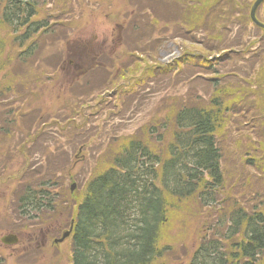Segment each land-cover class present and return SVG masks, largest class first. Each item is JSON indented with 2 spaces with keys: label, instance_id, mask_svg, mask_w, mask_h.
<instances>
[{
  "label": "rangeland",
  "instance_id": "rangeland-1",
  "mask_svg": "<svg viewBox=\"0 0 264 264\" xmlns=\"http://www.w3.org/2000/svg\"><path fill=\"white\" fill-rule=\"evenodd\" d=\"M242 2L247 3L251 11L256 0L218 3L220 9L231 15L222 18L221 13L216 12L213 21L219 24L217 29L221 30L222 24L232 25L237 14L233 11L238 6L241 12ZM187 3L203 6L206 2ZM182 4L179 0H45L40 18L50 27L36 37L37 52L27 63L13 61L18 49L11 44L7 28L0 26L1 54L4 60L12 62L3 68L4 72L0 69V93H7L5 100H0V125L6 115L10 128L21 131L17 132L15 142L6 138L2 143L18 147L12 172L21 170L24 162L28 163L26 168L32 165L26 182L37 180L42 174L52 176L55 192L60 196L59 210L69 203L75 210L83 200L87 183L109 166L118 144L133 138L148 140L146 125L153 124L151 115H156L160 123L166 113L171 114L174 105L169 100L175 105L183 101L198 102L196 98L208 103L221 95L224 96L220 99L222 102L227 100L224 104L227 109L226 104L239 102L228 117L230 126L226 120L229 127L218 135L226 172L221 195L227 196L243 188L246 194L264 201V63L260 61L264 59V54L261 55L263 31L251 24L244 33L247 42L236 49H245L254 41L245 50L255 53L256 61L240 62L236 58L217 75L221 78L213 77L211 72H199L204 62L199 59L193 67L187 65L181 71L166 75L185 52L193 56L205 54L206 46L202 43H207L206 36L201 31L190 30L192 27L182 16L189 7ZM183 6L187 9L183 10ZM256 13L264 24V3ZM197 15L198 12L194 18ZM151 19L158 23L156 28ZM227 20L229 22L224 23ZM231 29L234 33L240 31L238 27ZM157 38L162 39L163 44L158 56L150 52L154 47L152 40ZM237 43L235 39L232 43L223 41L228 47ZM99 53L104 54L101 63L99 56L96 57ZM141 64L157 66V69L147 74ZM87 74L89 76L85 77ZM194 75L206 80L221 79L219 88L213 90L207 82L192 81ZM167 121L171 135L174 128L170 119ZM171 122L173 126L174 121ZM77 123L80 129H73ZM41 133L46 134L44 139ZM56 141L59 142L55 145ZM151 143L154 144V138ZM32 149L36 155L31 156ZM159 149L161 154L165 145ZM250 159L255 160L254 166L249 165L247 160ZM0 182V227L3 228L0 240L9 235H16L19 240V245L13 247L4 246L0 241L1 264H71L70 242L54 247L51 246L54 239L47 240L48 233L57 235L46 227L58 229V224H66L67 217L60 213L54 222L41 218L36 221L41 227L35 229L30 228L33 223L14 221L10 203L14 201V190L15 195L18 193L17 188L7 179ZM6 183L9 187H5ZM174 203L181 208L170 211L160 245L168 246L170 251L157 264H188L199 234L204 230L206 210L201 214L200 206L193 200Z\"/></svg>",
  "mask_w": 264,
  "mask_h": 264
},
{
  "label": "trees",
  "instance_id": "trees-1",
  "mask_svg": "<svg viewBox=\"0 0 264 264\" xmlns=\"http://www.w3.org/2000/svg\"><path fill=\"white\" fill-rule=\"evenodd\" d=\"M179 1L189 7L187 11L182 12L184 22L192 27L190 30L201 31L200 33L206 36L204 41L207 43L201 42L206 46L205 54L201 52V55L193 56L185 52L182 58L165 72L166 75L171 71H181L187 65L193 67L195 60L199 59L204 60L203 66H199V72H211L213 77L221 78V75H217L236 58H239L240 62L256 61L255 53L245 50L249 49L254 41L247 48L236 50L247 42L245 29L252 24L250 6L247 3L242 2L241 12L236 6L237 9L235 8L233 13L237 14L231 21L232 25L222 24L219 30L216 28L219 24L213 21L216 12H220L222 18L231 15L218 6L223 0H199V4L206 2L203 6L187 3H194V0ZM44 3L45 0H0V26L7 28L11 34V44L18 49L14 62L17 59L27 63L32 59L37 52L36 37L49 29V23L40 18ZM185 8L183 6L182 9L186 10ZM196 12L199 15L194 18ZM151 22L156 28L158 23L155 19H151ZM228 22L227 20L224 23ZM231 27H238L240 31L234 33ZM234 39L238 42L237 45H223V41L232 43ZM161 40H152L154 47L150 50L151 54L158 56V51L163 45ZM2 47L1 40L0 69L4 72L3 68L12 62L10 59L4 60ZM97 56L101 63L104 54L99 53ZM211 56L220 57L212 61ZM260 61L264 63L263 58ZM142 66L147 74L157 69V66L141 64ZM194 80L211 84L213 90L219 88L221 81L218 78H196L195 75L192 78V81ZM8 82L14 87L11 81ZM5 94L7 93H0L1 101L5 100ZM223 97L221 95L219 99L211 98L208 103L196 98L198 102L183 101L177 105L172 99L169 100L172 106L174 105L172 113H166L160 123L156 115H151L153 124L146 125L149 127L148 140L133 138L118 144L109 166L87 183L83 200L75 210L70 203L61 210L57 208L60 196L55 192L52 176L42 174L37 180L26 182V176H31L32 172V165L29 164L31 167L26 168L27 162L23 163L21 170L12 172V165L17 158L15 150L18 147L14 148L9 142H2L6 138L15 142L17 132L21 131L10 128L8 117L2 114L0 181L7 179L17 188L18 193L15 195L14 190V201L10 203L13 220L33 223L30 228L35 229L41 227L36 223L37 220L50 218L54 222V218L61 213L67 217L66 224H58V229L54 226L46 227L57 235H49V240L69 230L70 222L73 221V231L69 238L71 264H157L170 251L168 246L160 245L169 222L170 211L176 212L181 208L175 206L174 202L193 200L200 206L201 214L206 210L207 219L188 264H264V201L246 194L243 188L227 196L221 195L224 194L226 172L222 164L223 156L218 135L230 126L228 117L234 113L239 103L226 104L227 109L224 105L227 100H220ZM32 102L36 103L35 100ZM168 119L174 128L171 135L167 131ZM76 128L80 129L78 123L74 124L73 129ZM43 134H40L42 139L46 137V134ZM151 138H154V144L151 143ZM58 142L56 141L55 145ZM155 145L159 147L156 148ZM162 145H165V150L160 154L159 148ZM32 151L31 156L36 155V151ZM165 155L166 158H162ZM247 161L250 166L255 165L254 159ZM32 177L36 178L33 173ZM5 187H9V184L6 183ZM0 230L3 228L0 227Z\"/></svg>",
  "mask_w": 264,
  "mask_h": 264
},
{
  "label": "water",
  "instance_id": "water-1",
  "mask_svg": "<svg viewBox=\"0 0 264 264\" xmlns=\"http://www.w3.org/2000/svg\"><path fill=\"white\" fill-rule=\"evenodd\" d=\"M264 3V0H256L255 4L252 7L251 10V19L253 21V23L255 25H257L258 27H261L262 29H264V26L262 24H260L257 19H256V11L258 10V8ZM75 186L72 187V190H74ZM70 233H66L64 234L63 238L59 241H56V243H61L63 242L67 237H69ZM1 243L6 245V246H11V245H16L18 243V239L16 236L14 235H9L6 237H3L1 239Z\"/></svg>",
  "mask_w": 264,
  "mask_h": 264
}]
</instances>
